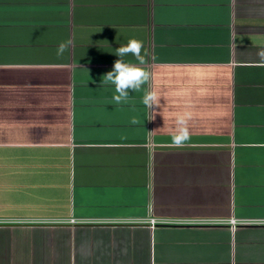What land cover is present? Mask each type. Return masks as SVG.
Listing matches in <instances>:
<instances>
[{"label":"crops","instance_id":"0c3cea01","mask_svg":"<svg viewBox=\"0 0 264 264\" xmlns=\"http://www.w3.org/2000/svg\"><path fill=\"white\" fill-rule=\"evenodd\" d=\"M261 50L264 0H0V264H264Z\"/></svg>","mask_w":264,"mask_h":264},{"label":"clouds","instance_id":"9594fccd","mask_svg":"<svg viewBox=\"0 0 264 264\" xmlns=\"http://www.w3.org/2000/svg\"><path fill=\"white\" fill-rule=\"evenodd\" d=\"M71 43V40L60 42L56 50L57 56H63ZM142 49H144L143 41L130 38L126 45H120L112 53L118 59L114 61L112 70L101 77V85H114L116 95H114L113 99L116 104L128 103L130 99L129 92L135 93L140 91L142 86L148 83L151 78V73L146 68L138 66L145 65L147 62L146 57L149 55L147 50H144L142 53ZM128 55L133 56L138 64L126 62L123 58ZM258 55L264 61V50H261ZM152 59H155V57L153 56ZM142 103L146 107L155 110L161 103V97L154 90L146 91L143 95ZM131 123L137 124L139 121L133 117ZM171 135L172 142L177 146L182 145L189 139L186 115H177L176 126Z\"/></svg>","mask_w":264,"mask_h":264},{"label":"built area","instance_id":"2783aa9c","mask_svg":"<svg viewBox=\"0 0 264 264\" xmlns=\"http://www.w3.org/2000/svg\"><path fill=\"white\" fill-rule=\"evenodd\" d=\"M7 222H14V221L13 220L0 219V223H7ZM20 222H28V221L27 220H20ZM31 222H34V223H52V222H62V221H52V220H49V219H34ZM71 222L72 223H78V222H84V221H80V220L72 218ZM150 222H151L152 225H155V224H157V223H159L161 221L158 220V219L152 218V219H150ZM230 223L233 225V227H235L238 223H241V221H238L235 218H231L230 219Z\"/></svg>","mask_w":264,"mask_h":264}]
</instances>
